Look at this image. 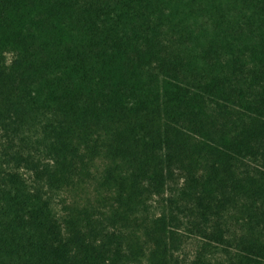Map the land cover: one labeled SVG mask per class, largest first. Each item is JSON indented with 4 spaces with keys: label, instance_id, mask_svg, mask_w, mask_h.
I'll return each mask as SVG.
<instances>
[{
    "label": "trees",
    "instance_id": "16d2710c",
    "mask_svg": "<svg viewBox=\"0 0 264 264\" xmlns=\"http://www.w3.org/2000/svg\"><path fill=\"white\" fill-rule=\"evenodd\" d=\"M0 264H264V0H0Z\"/></svg>",
    "mask_w": 264,
    "mask_h": 264
},
{
    "label": "rangeland",
    "instance_id": "374dc122",
    "mask_svg": "<svg viewBox=\"0 0 264 264\" xmlns=\"http://www.w3.org/2000/svg\"><path fill=\"white\" fill-rule=\"evenodd\" d=\"M194 244L195 243H193L191 246H189V248H188V255H190L192 253L193 248H194Z\"/></svg>",
    "mask_w": 264,
    "mask_h": 264
}]
</instances>
